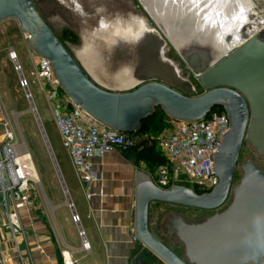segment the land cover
Here are the masks:
<instances>
[{"label":"water","instance_id":"water-1","mask_svg":"<svg viewBox=\"0 0 264 264\" xmlns=\"http://www.w3.org/2000/svg\"><path fill=\"white\" fill-rule=\"evenodd\" d=\"M9 19L19 22L32 54L50 61L61 89L73 104L107 129L125 134L138 132L158 108L173 122L192 123L215 110H224L231 121V131L215 153L219 184L206 194L184 186L162 189L150 176L138 171L136 236L151 264H264V166L249 160L243 167L240 184L234 187L245 138L264 163L263 28L245 36V42L225 58L207 56L196 68L192 64L194 56L181 53L204 90L202 95L195 96L194 87L178 75L172 84L148 82L130 91H112L86 74L40 15L33 0H0V23ZM11 59L24 78L19 62L15 57ZM25 92L67 204L73 209L30 90ZM231 195L232 203L222 211ZM154 203L215 212L214 217L190 226L180 235L187 260L151 232L150 208Z\"/></svg>","mask_w":264,"mask_h":264},{"label":"rangeland","instance_id":"rangeland-1","mask_svg":"<svg viewBox=\"0 0 264 264\" xmlns=\"http://www.w3.org/2000/svg\"><path fill=\"white\" fill-rule=\"evenodd\" d=\"M164 1L33 0L40 15L86 74L104 86H108L107 83L112 82L104 76L105 74L118 75L120 69H125V72L132 76L128 79L129 82H135L144 74L136 86L157 81L172 84L173 78L178 75L183 81L194 87L195 96H200L204 90L199 85L196 75L171 41L170 35L189 38L197 34L200 38L211 39L214 43L204 47H208L211 52L216 48L218 51L216 50L214 53L218 55L219 59H223L232 53L237 45L240 46L245 42L242 37L239 43H227V37L232 35V31L230 33L223 32L221 36L216 35L223 28L232 30L233 22L229 23V21L233 19L236 21L235 24L241 23L243 18L241 21L237 18L240 14L239 5L241 9L249 12L245 19L247 23L241 27V35L251 36L252 32L257 33L264 26V0H250L249 4H244V0L242 3H237L238 6L235 0ZM228 1H232V4L230 3L223 10L222 7ZM197 3L200 4L199 8L196 7ZM235 7L237 14L236 10H233ZM150 29L158 33L157 38L160 43L156 40L157 38L154 39L156 35ZM11 52L17 53L18 62L22 65V73H25L23 75L28 83V89L32 93L62 179L74 184H78V180L56 127L52 107L46 99L40 81L35 76L37 61L31 56L28 38L22 32L17 20H5L0 23V124L10 123L18 139L27 144L40 180V184L38 187L36 186L35 206L41 207V211H44L49 217L52 214L53 193L59 194L63 199L66 196L48 147L31 112L30 101L27 99L25 89L21 87L20 74L10 59ZM95 74H100L104 78L101 77L99 80ZM164 121L169 129L168 124L170 123L171 127H174L168 116L164 117ZM146 131L150 138L159 143L163 134L157 133L154 123H151ZM169 132L167 130L166 133ZM249 160L255 161L261 167L264 166L263 161L258 159L254 149L246 141L238 163L234 187L240 184L243 167ZM188 188L197 189L192 184H188ZM232 199L231 195L222 211L229 207ZM184 211L187 210L154 204L151 206L150 212V225L153 233L182 256L185 255V248L178 239L169 234L170 218L168 217L171 212ZM187 213H191L194 219L199 220H205L215 215V212L198 210H190Z\"/></svg>","mask_w":264,"mask_h":264},{"label":"built area","instance_id":"built-area-1","mask_svg":"<svg viewBox=\"0 0 264 264\" xmlns=\"http://www.w3.org/2000/svg\"><path fill=\"white\" fill-rule=\"evenodd\" d=\"M10 57L15 55L10 53ZM37 58L35 76L52 107L56 127L73 169L91 199L92 186L101 180L92 161L103 159L117 150L134 149L137 145L130 134L103 127L74 105L61 89L50 61ZM21 87L28 88L25 77L21 80ZM30 96L33 99L31 92ZM174 124V129L159 139L165 163L156 170L157 185L170 189L174 186L188 188V184H192L199 194L211 193L219 184L215 153L229 132L227 115L213 112L198 122ZM33 162L27 144L18 139L11 124H0V264H27L22 247L28 233L22 223L21 211L35 207L36 186L40 180L34 175ZM72 222L79 229L83 251L90 252L91 246L77 213L72 214ZM134 241L139 242L137 237ZM61 259L62 264H77L69 250L61 251Z\"/></svg>","mask_w":264,"mask_h":264},{"label":"crops","instance_id":"crops-1","mask_svg":"<svg viewBox=\"0 0 264 264\" xmlns=\"http://www.w3.org/2000/svg\"><path fill=\"white\" fill-rule=\"evenodd\" d=\"M31 56L36 61L38 60L36 55ZM20 66L22 68L21 64ZM112 86L115 87L110 89L112 91L125 92L132 90L136 85L126 90L120 88L119 83ZM174 123L172 121L175 127ZM168 125L170 129L166 126L162 134L174 129L171 123ZM130 136L137 147L149 148L154 142V139L147 135L146 129L131 133ZM157 149L161 151L159 143ZM70 163L72 166L71 159ZM92 164L101 180L92 186L91 199H88L78 177V184L64 180L74 211L67 204L66 197L63 199L57 193H53L52 214L49 217L41 211V207L35 206L32 209L21 211L22 223L28 233L25 245L22 247L27 264H62L61 251L64 250H69L73 254L77 264H141V262L151 264L146 258V251L141 250L140 242H135L134 238L137 237L138 171L150 176L151 181L157 185L156 169H150L144 161L139 160L135 149L117 150L103 159H94ZM154 204L187 210L171 212L168 217L170 218L169 224H173L178 229L179 232L176 235L179 234V236L190 226L203 223L215 216L199 220L194 219L191 213H187L194 209ZM74 212L81 218V228L90 243V252L82 249L79 229L72 222ZM151 232L153 233L152 230ZM155 236L161 240L157 235ZM161 241L166 244L163 240ZM170 248L173 250L172 247ZM173 251L182 259L187 260L186 253L182 256L175 250Z\"/></svg>","mask_w":264,"mask_h":264},{"label":"flooded vegetation","instance_id":"flooded-vegetation-1","mask_svg":"<svg viewBox=\"0 0 264 264\" xmlns=\"http://www.w3.org/2000/svg\"><path fill=\"white\" fill-rule=\"evenodd\" d=\"M196 0H194V1H192V2H195ZM185 2V1H184ZM187 2H189V0H187ZM191 2V1H190ZM242 2H244V0H235V3H236V5L238 6V4L237 3H242ZM232 4V1H228L226 4H225V6L224 7H222V9L223 10H225V8H226V6H228L229 4ZM198 5L196 6L197 8H199V3H197ZM244 4H246V2L244 3ZM233 6H235V5H233ZM233 10L235 11L236 10V7L235 8H233ZM236 12V14H237V10L235 11ZM239 15L237 16V18L241 21V18H243L242 19V21H241V23L239 24V25H237V24H235L236 23V21H235V19H233L232 21H229V23L231 22H233V26L231 27L232 28V30L231 29H229V30H226L227 28H223L222 30H221V32H219L218 34H216L217 36H221V35H223V32H231L232 31V35H228V37H227V40H226V42L227 43H232V42H237V43H239V40L243 37H245V36H249V35H241V27H243L247 22H246V17L249 15V12H247V11H245V10H243V9H241V7H240V5H239ZM235 14V15H236ZM243 25V26H242ZM152 33H154L155 35H157V32L156 31H151ZM151 33V34H152ZM228 33V34H229ZM236 34V35H235ZM216 36V37H217ZM252 36V35H251ZM170 37L174 40V42L179 46V47H181V46H188V45H191V49H193V50H191V49H187V50H189V51H187L188 53L187 54H191V55H193L194 57H193V59H196V60H194L193 61V65H194V67L196 68V66L197 67H199L200 65H202L203 64V61H204V58L205 57H207V56H211L212 58L213 57H215V56H218L217 54H215L214 52L217 50L216 48L214 49V51L213 52H211L210 50H209V48L208 47H204V46H206V45H211V44H213L214 43V41H212L211 39H208V38H206V37H204V38H200V36H198L197 34H195L194 35V37L192 36V37H184L183 36V38L181 37V36H179V35H170ZM211 42V43H210ZM239 45H237V47H238ZM211 47H213V46H211ZM236 47V48H237ZM218 51V50H217ZM195 53H199L198 55H196ZM185 54H186V52H185ZM192 59V60H193ZM192 70V69H191ZM202 88V87H201ZM220 110H222V109H220ZM219 111V110H218ZM222 112H224L226 115H227V113L224 111V110H222ZM227 117H228V115H227ZM228 120H229V131H231V121H230V119L228 118ZM245 142H246V138L244 139V142H243V145H242V148H241V152H242V149H243V146H244V144H245ZM240 156H241V153H240ZM239 160H240V157H239ZM239 163V162H238ZM177 232H179L178 231V229L173 225V224H171L170 225V229H169V234L172 236V237H175V238H177L178 240H180V236H179V234L178 235H176V233Z\"/></svg>","mask_w":264,"mask_h":264},{"label":"trees","instance_id":"trees-1","mask_svg":"<svg viewBox=\"0 0 264 264\" xmlns=\"http://www.w3.org/2000/svg\"><path fill=\"white\" fill-rule=\"evenodd\" d=\"M214 112H222V110L219 109V111L215 110ZM165 116L167 115L163 112V110L158 108L151 118L143 122L142 129L140 131H144L151 123H154L157 127V133L162 134L166 130L167 126L164 121ZM157 145L158 142L154 141L153 145L149 148H134L137 158L144 161L152 170H157L159 166L165 163V158L162 152L157 149Z\"/></svg>","mask_w":264,"mask_h":264},{"label":"bare ground","instance_id":"bare-ground-1","mask_svg":"<svg viewBox=\"0 0 264 264\" xmlns=\"http://www.w3.org/2000/svg\"><path fill=\"white\" fill-rule=\"evenodd\" d=\"M164 1V0H163ZM166 1V0H165ZM164 1V2H165ZM168 1H170V0H168ZM245 2L247 3V4H249L250 3V0H245ZM165 4V3H164ZM172 4V3H171ZM170 4V5H171ZM159 5V4H158ZM163 7V6H162ZM173 7V6H172ZM163 8H165V7H163ZM180 8V7H179ZM178 8V9H179ZM173 9V8H172ZM177 9V8H176ZM165 10V9H164ZM156 11V10H155ZM154 11V12H155ZM174 11V10H173ZM157 12V11H156ZM157 14V13H156ZM263 15V14H262ZM155 16V15H154ZM164 16V15H163ZM192 20V19H191ZM175 21V20H174ZM187 23V22H186ZM185 24V23H184ZM183 25V24H182ZM149 30V29H148ZM151 30V29H150ZM257 30V29H256ZM263 30H264V26H263ZM151 31H153V30H151ZM253 34L252 35H254V34H256V32H252ZM157 35H158V33H157ZM156 35V36H157ZM155 37V36H154ZM182 38H183V36H181ZM168 38V37H167ZM170 41V40H169ZM171 41L173 42V44L175 45V47L177 48V50L180 52V53H183V54H185V52L186 53H188L187 51H189V50H187V49H191V45H188V46H181V47H179L175 42H174V40L171 38ZM160 43V42H159ZM164 43V42H163ZM230 47V46H229ZM194 49V48H193ZM193 49H191V50H193ZM12 54H14L15 55V57H16V60L18 61V59H17V53H15V52H11ZM116 55H117V52H116ZM222 56V55H221ZM213 58H218L217 56H215V57H213ZM10 59H11V57H10ZM12 60V59H11ZM162 61V60H161ZM14 62V61H13ZM171 63V62H170ZM170 65V64H169ZM116 71H117V69H116ZM126 70L125 69H120L119 70V73H118V75L117 74H113V75H107V74H103L106 78H108L110 81H112L111 83L109 82V83H107V85L108 86H110L109 88H115L114 86H112L113 84H117V83H119L121 86H120V88H122V89H127V88H131L132 86H134V85H136V84H138L139 83V81L141 80V78H142V76H144V74L143 75H141V77H140V79H138V80H136L135 82H129L128 81V79L129 78H131L132 76H130V74L129 73H127V72H125ZM126 73V74H125ZM180 74V73H179ZM95 76H96V78L97 79H99L100 80V78L99 77H102V78H104L103 76H100V74L99 75H96L95 74ZM21 77V79H23L22 78V75L20 76ZM104 81V80H103ZM120 88H116V89H120ZM51 154H53V153H51ZM53 160L55 161V164H56V160H55V157H54V155H53ZM33 165H34V171H35V173H34V175L39 179V174H38V171H37V168H36V166H35V164H34V162H33ZM59 176L61 177V173H60V171H59ZM62 178V177H61Z\"/></svg>","mask_w":264,"mask_h":264}]
</instances>
